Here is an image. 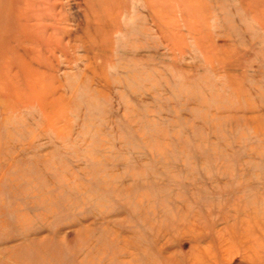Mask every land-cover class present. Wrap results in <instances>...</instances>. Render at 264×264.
<instances>
[{
    "label": "rangeland",
    "instance_id": "374dc122",
    "mask_svg": "<svg viewBox=\"0 0 264 264\" xmlns=\"http://www.w3.org/2000/svg\"><path fill=\"white\" fill-rule=\"evenodd\" d=\"M0 264H264V0H0Z\"/></svg>",
    "mask_w": 264,
    "mask_h": 264
}]
</instances>
